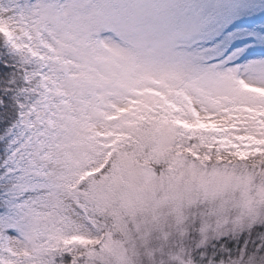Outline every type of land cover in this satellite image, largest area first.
<instances>
[{"label": "snow or ice", "instance_id": "1", "mask_svg": "<svg viewBox=\"0 0 264 264\" xmlns=\"http://www.w3.org/2000/svg\"><path fill=\"white\" fill-rule=\"evenodd\" d=\"M0 264H264V0H0Z\"/></svg>", "mask_w": 264, "mask_h": 264}]
</instances>
